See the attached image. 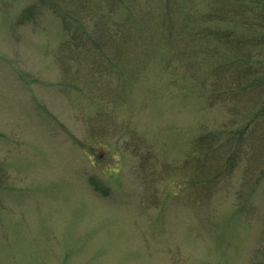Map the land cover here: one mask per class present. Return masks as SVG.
Segmentation results:
<instances>
[{
  "label": "rangeland",
  "instance_id": "374dc122",
  "mask_svg": "<svg viewBox=\"0 0 264 264\" xmlns=\"http://www.w3.org/2000/svg\"><path fill=\"white\" fill-rule=\"evenodd\" d=\"M53 1L0 0V264H249L264 179L251 196L245 180L263 161L264 112L246 126L233 111L245 99L212 100L199 83L208 58L195 80L156 42L105 71V0ZM31 4L42 13L23 21ZM56 11L86 33L71 38ZM105 90L126 99L107 103ZM245 126L230 144L240 163L210 200L165 195L193 177L179 169L198 129Z\"/></svg>",
  "mask_w": 264,
  "mask_h": 264
},
{
  "label": "trees",
  "instance_id": "16d2710c",
  "mask_svg": "<svg viewBox=\"0 0 264 264\" xmlns=\"http://www.w3.org/2000/svg\"><path fill=\"white\" fill-rule=\"evenodd\" d=\"M53 2L50 0L51 4ZM198 4H204L203 9H198ZM33 5L24 9L23 21H32L37 12L42 13L41 9L34 8ZM119 12L124 13L120 19ZM57 16L71 38L76 36L75 31L86 33L81 25L72 31V25L65 20L66 15L57 12ZM74 16L71 15L70 18L79 25V19ZM235 23L243 26L244 31L236 34L235 28L230 26ZM205 39H210V46L203 45ZM91 42L95 47L99 41L91 39ZM155 42L159 47L169 48L172 57L178 61L184 58L183 66L188 67L187 75L195 77V80L199 78L196 71L201 62L208 58L209 75L204 76L199 83L208 88L212 86L211 93L209 92L212 100L224 103L233 97L239 101L245 99L246 105L234 101L237 107L233 111L241 119L247 118L246 126L254 123L260 113L264 112V70H261L264 63L256 62L257 66L260 65L259 77L253 67L256 58L264 50V0H105V71H117L118 74L120 70L113 60L122 64L121 59L123 61L131 52V47ZM138 50L141 53L154 51L153 48L146 47ZM109 53L113 57H109ZM215 55L219 59L221 55L224 57L218 62L215 61ZM105 98H108L105 99L107 103L121 102L126 99V93L122 90L113 95L105 90ZM246 126L236 133L225 129L203 133L198 129L190 140V155L179 169V176L187 172H193L194 175L188 177L187 183L171 187L165 195L179 196L178 191L182 189L186 192L187 197H184L192 203H195L193 198L210 200L221 180L229 177L240 163L241 152L230 149V144L232 141L242 140ZM212 155L215 156L214 160ZM262 159L261 163L255 157L256 169L259 168V171L250 178L246 177L245 183L249 186L247 196L253 195L264 179L263 156ZM247 160L252 166L254 160L250 155ZM247 196L239 203L237 210L245 208ZM172 200L175 201V198ZM260 224L262 228L258 233V247L250 255L249 264H264V219ZM211 225L212 223L209 228Z\"/></svg>",
  "mask_w": 264,
  "mask_h": 264
}]
</instances>
